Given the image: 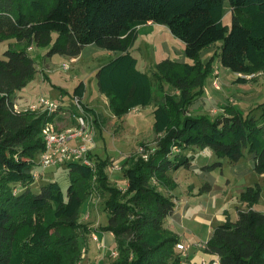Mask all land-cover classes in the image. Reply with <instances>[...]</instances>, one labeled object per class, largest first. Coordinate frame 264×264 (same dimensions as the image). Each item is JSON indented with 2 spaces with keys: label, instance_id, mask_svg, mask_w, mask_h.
<instances>
[{
  "label": "trees",
  "instance_id": "trees-1",
  "mask_svg": "<svg viewBox=\"0 0 264 264\" xmlns=\"http://www.w3.org/2000/svg\"><path fill=\"white\" fill-rule=\"evenodd\" d=\"M227 6L231 25L224 22ZM149 22L167 26L184 42L185 55L193 62L164 59L157 64L154 77L140 70L132 47L138 27ZM11 38L25 41L27 46L10 45L0 58V264H38L57 257L47 248L32 251L19 246L18 218L46 210L49 231L37 243L65 248L74 263H81L83 241L92 232L80 221L81 209L95 193L96 183L102 196L108 195V222L99 231L115 235V264H180L176 251L180 238L166 222L177 207L172 191L178 183L172 172L189 169L193 162L186 151L211 149L219 160L202 170L213 171L222 167L220 159L236 164L247 150L254 154L256 173L264 174V101L247 114L234 104L214 118L185 114L194 99L192 91L197 88L198 94L203 93L216 60L236 74L254 75L237 77V84L257 80L264 71V0H0V42ZM33 42L51 44L48 56L77 57L89 44L118 52L96 73L99 90L110 98V108L118 117L154 101L152 78L163 79L179 90L178 101L169 97L154 108L153 127L164 134L155 150L148 158L140 156L123 167L128 182L125 193L108 184L107 158L95 161V168L81 162L59 166L69 168L66 192L56 180L43 185L38 193L31 189L34 167L46 149L44 126L57 114L15 107L14 94L38 71L28 51ZM218 42L220 46L204 63L201 52ZM86 91V83L80 81L73 96L100 125L83 102ZM256 109L261 110L259 116ZM17 183L25 190L15 192ZM211 189L207 182L201 192ZM262 192L260 184L249 186L240 196L248 209H240L235 221L227 217L206 242L205 252L219 256L221 264H264V212L253 208Z\"/></svg>",
  "mask_w": 264,
  "mask_h": 264
},
{
  "label": "rangeland",
  "instance_id": "rangeland-1",
  "mask_svg": "<svg viewBox=\"0 0 264 264\" xmlns=\"http://www.w3.org/2000/svg\"><path fill=\"white\" fill-rule=\"evenodd\" d=\"M224 22L226 25H231V8L229 6H227ZM55 35L53 33L52 38H56ZM10 45L22 48L27 46V42L17 41L14 38L1 41L0 58H4V52ZM51 47V44L41 46L35 42L30 46L28 51L35 59L38 71L25 88L18 90L14 94L16 109L18 111L31 110L32 104L36 103L41 97H46L57 103H62L60 107L64 108L62 112L64 118L69 119L70 122L73 119V124L76 125L74 115L78 114L79 110L74 102L73 89L80 81H84L87 85L84 101H86L89 108L94 109V114L100 121V125L95 124L94 127L95 145L92 154L94 163L98 159L107 158L106 173L108 174V184L117 187L122 193H125L128 184L123 174V167L129 166L140 156L148 158V155L155 150L158 141L164 134L156 132L153 127L155 120L154 108L157 104L168 101L169 97L171 101L173 99L178 101L180 99L179 90L176 86L165 82L163 79L159 81L158 78H152L154 101L145 108L139 107L130 110L123 117H118L110 108V98L100 92L96 77L99 68L110 62L118 54L95 44H89L80 54V59H74L61 54L48 56L47 53ZM216 47L218 46L213 47L212 54ZM205 52L203 51V53ZM132 54L138 59V68L149 74L150 77H154L158 73L157 64L164 59H171L177 62V60L185 57V60L192 62L185 55L184 42L175 37L167 26L158 23H147L139 27L138 38L132 47ZM202 56H205V60L212 57L209 54H203ZM65 65H67V68L64 67ZM215 69L219 70L218 78L216 79L217 74L215 75V72H213V82L206 83L205 94H198L197 88L192 91L194 99L190 106L187 105L188 110L185 114H206L214 118L225 113L226 107L236 102H239L238 107L241 111L247 114L264 101V71L260 72L257 80L243 85L235 82L239 74H235L230 69L225 68L218 60L215 64ZM242 75L244 76V74ZM214 79L217 81L216 84ZM254 112L257 116L261 114V110L256 109ZM175 113L177 114V112H174V115ZM93 116L92 113L91 117L93 118ZM66 119H63L64 124L59 125V129L65 127ZM72 144L75 145L74 140ZM186 154L193 157L191 167L189 169L181 168L173 175L177 178L179 186L177 192L179 195L188 193L189 185H195L194 183H198L199 179L201 180V185L207 183L202 178L204 175L202 167L207 165V163L219 160L216 156L212 157L210 150H202L196 147L188 149ZM246 157L248 159V155ZM220 160L227 162L225 171L227 166H235L227 159ZM127 161L130 162L126 165ZM115 165L119 169H115ZM35 172H38L39 175L37 178L35 177V182L31 185V189L34 192L38 193L43 185L48 184L52 180L58 181L62 189L65 192L67 191L70 184L68 167L45 169L40 165H36L34 167ZM230 173H232L231 170ZM257 177V174L252 176L250 178L251 183L256 184V182L260 181ZM261 182H264V180H261ZM97 185L98 183L95 184V189L93 188L95 193L87 198L81 209L80 221L86 223L92 229V232L87 234V240L83 241L84 258L81 263H74L72 253L65 248L53 249L46 246V244L37 243V239L42 238L49 231H46L49 210L23 213L18 218L16 227L19 233V246L23 248L30 247L32 251L47 248L56 253L57 257L55 259H47L38 264H115L117 257H114L113 251L117 249L116 238L109 239L107 235L111 234L99 231L100 227L108 222L109 214L106 211L108 195L106 197L102 196L104 193L99 191L100 188H96ZM13 188L15 192L25 190L21 183L15 184ZM161 190L165 193L167 192L163 188ZM197 205L199 206V203ZM258 209L264 211V193ZM231 212L233 215L235 213L234 209L232 210L231 208ZM233 216L234 220L238 218V215ZM31 257H34V255H31Z\"/></svg>",
  "mask_w": 264,
  "mask_h": 264
},
{
  "label": "crops",
  "instance_id": "crops-1",
  "mask_svg": "<svg viewBox=\"0 0 264 264\" xmlns=\"http://www.w3.org/2000/svg\"><path fill=\"white\" fill-rule=\"evenodd\" d=\"M139 27H138V31H139ZM220 44L221 43L218 42L210 46L209 48L203 50L206 52L205 53H203V51L201 52L200 54L201 60L204 63H206L209 59L205 60V56L203 57L202 55L203 54L206 55L209 54V56L212 55L213 47L214 46L219 47ZM218 47L214 48L213 52H215V50H217ZM115 54L118 53L115 52ZM72 58L80 59V55ZM177 62H187V60H185V57H183L181 60H177ZM216 62L217 60L213 65L214 70H215ZM218 62L221 64L220 60H218ZM210 82H213V73L205 81L203 93L201 95L205 94L206 83H210ZM85 97H86V93L83 98V102L85 105H87L86 101H84ZM238 103L239 102H236L234 105L239 110H241L238 107ZM61 104L62 103H60V105ZM64 104L66 103L64 102ZM63 111L64 108H61V111L57 113V116L55 117L56 121L61 124L63 123V119H66L62 114ZM65 121H66V124L64 125L65 127L68 125H74L73 119L71 122L69 119H66ZM204 150H210L212 153V157L216 156L211 149L207 148ZM245 152L246 153L244 157L238 163H236L235 166L232 165L231 167L226 165L227 166L226 171H225V164L227 162L225 160H222L223 161L222 167L217 168L220 170L217 169L213 171L203 170L204 175L202 178L205 180V182L210 183L212 187V189L209 192H201L203 185H201V180L199 178H198L199 179L198 183L195 182L194 183L195 185H189L188 193L185 194L181 193L179 195L177 192L179 186H177V188H175L172 191V193L175 195V201L177 203V207L175 213L167 219L166 226L171 230H173L175 233H177L180 238L179 243H182L187 247L186 251L180 249L176 250L177 253L181 256L180 264H202L204 260L214 259L216 255L205 252V250L199 246V243L201 242L206 243L211 238L215 227H217L220 223L225 222L227 220V217H230L231 220H234L233 215H238V211L240 209L243 210L248 209L247 204L240 200V196L244 191L247 190L249 186H256V184H260L261 186L264 187V182H261V180H264V174L256 173L254 168V154H251L248 151ZM247 155H248V159H246ZM230 170L232 173H230ZM175 173H177V170L173 171L172 175H174ZM255 174H257L258 176L257 178L260 179V181L256 182V184H253L251 183L250 178ZM174 179L177 183V178L174 177ZM175 192H177L178 195L175 194ZM263 193L264 190L262 192V195ZM262 195L259 201L256 204H254L253 208L258 211L264 212L263 210L258 209V205L261 201ZM203 196H207V197H203ZM198 203L199 206L197 205ZM231 208L232 210L234 209L235 212L233 215L231 212ZM198 218L200 219L198 220ZM103 233L111 234V235H107L109 239L115 237V235L112 232H103Z\"/></svg>",
  "mask_w": 264,
  "mask_h": 264
},
{
  "label": "built area",
  "instance_id": "built-area-1",
  "mask_svg": "<svg viewBox=\"0 0 264 264\" xmlns=\"http://www.w3.org/2000/svg\"><path fill=\"white\" fill-rule=\"evenodd\" d=\"M67 68V65L64 66ZM216 79L219 75V70H214ZM260 74V73H259ZM239 76H243L239 74ZM254 75H244L243 77L251 78ZM214 79L215 84L217 83ZM75 105L77 106L79 113L74 115L76 119V125H68L62 129H59L61 123L57 122L54 118L52 121H48L43 129L44 139L46 142V149L41 153L39 159V165L45 169L52 167H59L69 162H81L84 165L94 167V160L91 158L93 154V147L95 145L94 135V119L91 114L85 112L79 98L74 97ZM60 103L52 101L49 98L41 97L36 103L32 104L30 109L38 113H59L61 110ZM75 142V145L72 142ZM115 169H119L117 165ZM38 172L34 173V176L38 177ZM202 248H205L206 243H199ZM177 248L186 251V247L182 243L177 244ZM114 257L118 256V251H113ZM202 264H221L219 256L209 261H203Z\"/></svg>",
  "mask_w": 264,
  "mask_h": 264
}]
</instances>
